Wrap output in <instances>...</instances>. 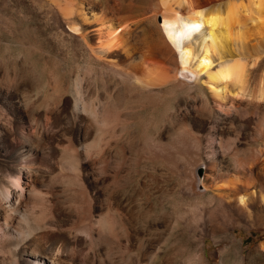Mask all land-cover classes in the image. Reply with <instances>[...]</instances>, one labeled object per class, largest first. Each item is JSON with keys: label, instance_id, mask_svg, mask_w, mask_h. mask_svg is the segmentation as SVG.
Instances as JSON below:
<instances>
[{"label": "rangeland", "instance_id": "1", "mask_svg": "<svg viewBox=\"0 0 264 264\" xmlns=\"http://www.w3.org/2000/svg\"><path fill=\"white\" fill-rule=\"evenodd\" d=\"M122 3L138 33L126 57L152 45L161 50L162 33L149 20L147 5ZM49 6L46 0H0V264H30L4 229L2 213L13 202L33 219V227L45 229L44 245L61 248V264H157L153 258L165 237L170 240L163 250L166 264H191L190 250L197 246L209 264H264V178L258 166L253 164L252 186L242 183L246 165L236 169L239 184L233 177L217 182L226 187L231 181L240 190L235 194H248L252 200L245 208L218 195L206 176L209 154L237 167L264 145L255 126L264 109L230 94L227 107H232L219 112L205 87L203 92L173 85L148 91L89 64L82 54L74 62L68 57L72 34L65 24L52 28ZM263 60L249 65L233 87L243 83L246 94L264 92ZM211 67L215 70L217 61ZM179 78L193 81L190 73ZM71 92L82 98L86 114L73 109ZM92 108L102 120L122 121L114 134L122 148L105 145V135L94 144ZM37 126L43 134L38 146ZM181 126L191 130L196 144ZM178 139L185 140L182 159L172 145ZM155 141L162 147L152 145ZM231 144L235 155L224 151ZM26 146L40 153L21 152ZM71 149L75 163L67 158ZM20 164L39 168L32 183L25 176L19 186L13 182ZM103 219L109 228L99 237ZM81 226L86 232L75 231Z\"/></svg>", "mask_w": 264, "mask_h": 264}, {"label": "bare ground", "instance_id": "2", "mask_svg": "<svg viewBox=\"0 0 264 264\" xmlns=\"http://www.w3.org/2000/svg\"><path fill=\"white\" fill-rule=\"evenodd\" d=\"M46 1L50 5L47 15L48 21L52 22V28L55 24H65L72 34L73 48L68 50V57L74 62H77L78 55L82 54L89 64L100 67V70L109 71L120 79L148 91L153 88L160 89L173 85L187 90H192L191 88L194 87L197 89L198 87L203 92V87H205L219 112H222L229 105L228 100H233L230 94L233 97L239 95L241 98L244 97L243 99L247 98L248 102L257 103L258 109H264V92L255 94L252 91L246 94L243 83L233 87L235 82L242 81V76L249 65H257L264 57V0H134L147 5L146 9L150 13L149 20L162 33L163 44H161V50L157 51L152 44V46H149V43L146 52L141 53L140 51V53L134 55L135 58L133 57V59H128L126 53L127 51L129 53L128 49L135 42L134 39L138 34L137 27L127 14L128 5H123L122 0L106 1L104 4L102 0ZM91 33L93 37L89 36ZM172 54H174L177 65L175 70L172 69L173 66L171 65L173 61ZM214 61H217L218 67L211 70ZM183 73H190L193 81L189 83L180 79L179 75H183ZM201 75H204L203 81ZM71 93L73 96V109L76 112L86 114V104L80 103L82 98L80 97L81 101H79L76 94H79V91ZM230 107H232V104ZM92 111L91 115L95 120L96 139L94 144L96 146L100 145L102 137L105 135L109 137L106 138V141L104 140L105 142L103 141L105 145L120 148L123 142L121 139L115 138L114 134L122 121H114L110 118H108L110 120L103 119V121L99 116L100 114L98 115V110L94 109ZM259 113L261 114L262 111ZM255 126L259 131L258 135L264 140V114L257 116ZM123 129L124 127L121 128V130ZM183 134L196 144L197 139L188 127L183 128ZM33 138L36 146L42 143L43 134L39 126L34 129ZM179 140L172 144L177 152V158L185 148V140ZM152 145L158 147L160 143L155 141ZM224 151L227 155H235L238 152L233 144L227 145ZM21 152L34 155L40 153V150L38 147L26 146L22 148ZM75 156L73 149L67 153V158L73 163H75ZM250 156L249 162L246 163L240 160L237 162L239 166L231 167L222 161L212 159L211 154H209L208 158L211 159L206 167V176L211 179V186L218 195H227L228 199L235 200L244 208L246 203L248 204V201L252 200H249L248 194H235V191L238 193L240 190L234 189L239 188L236 185L232 188L231 181L226 187H224V184L223 186L218 185L217 182L223 177H233V182L236 183L239 180L236 169L238 167L244 169L245 167L242 165H246L247 179L242 183L244 187H248L254 182V177H252L253 164L258 166L261 176L264 178V145L259 150H251ZM39 171V168L28 164H20L17 167V176L13 182L19 186V179L25 176V179L32 183L33 177H37ZM22 193L23 189H21ZM251 194L254 195V193ZM12 205L14 207L6 205L5 212L2 214L4 229L9 231V240L17 244L18 253L25 256L26 261L30 264H61L63 261L61 248H57L54 242L50 246L44 245L42 240L45 236V229H41L43 227L40 228L38 225L33 227L32 225H35L31 224L33 219L27 217L26 214L24 215V210L21 207L16 208V202H13ZM249 206L247 209H249ZM107 212L111 214L109 207H107ZM14 223L20 229H18L19 227L14 229V226H12ZM109 223L107 219L101 220L99 237H106L104 233L109 228ZM22 225L24 229H21ZM75 231L86 232L82 226L75 228ZM168 236L171 237V235ZM169 241V237L162 239L161 245L157 249L158 254L154 255L155 257L153 256V259L157 260V264H166L163 254L164 247ZM261 247L264 248V243ZM190 254L189 263L209 264L206 261L202 247H192Z\"/></svg>", "mask_w": 264, "mask_h": 264}, {"label": "water", "instance_id": "3", "mask_svg": "<svg viewBox=\"0 0 264 264\" xmlns=\"http://www.w3.org/2000/svg\"><path fill=\"white\" fill-rule=\"evenodd\" d=\"M198 176H200V170H199V172H198Z\"/></svg>", "mask_w": 264, "mask_h": 264}]
</instances>
